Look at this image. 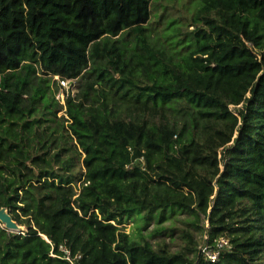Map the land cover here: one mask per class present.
<instances>
[{"label":"trees","instance_id":"1","mask_svg":"<svg viewBox=\"0 0 264 264\" xmlns=\"http://www.w3.org/2000/svg\"><path fill=\"white\" fill-rule=\"evenodd\" d=\"M1 207L0 264H264V0H0Z\"/></svg>","mask_w":264,"mask_h":264},{"label":"built area","instance_id":"2","mask_svg":"<svg viewBox=\"0 0 264 264\" xmlns=\"http://www.w3.org/2000/svg\"><path fill=\"white\" fill-rule=\"evenodd\" d=\"M59 80L61 87H67L70 83V80L55 76ZM56 98L61 102L65 103L66 95L64 92H56ZM204 238L207 239L208 235H204ZM231 248L230 240L227 237H219L213 241L212 244L202 243L199 246L200 252L203 257L211 263L217 262L220 258L222 252L229 250Z\"/></svg>","mask_w":264,"mask_h":264},{"label":"rangeland","instance_id":"3","mask_svg":"<svg viewBox=\"0 0 264 264\" xmlns=\"http://www.w3.org/2000/svg\"><path fill=\"white\" fill-rule=\"evenodd\" d=\"M56 79V77H55ZM55 92H64L65 95H67L68 93H71L72 95H74L77 90H78V80L75 79L73 81H70L69 85L67 87H61L60 85V82L59 80H57V82H55L54 86H53ZM63 113L62 111L60 112V114ZM181 220H178V221H174L173 220H165L163 222L164 225H170V224H176L178 227L180 228H186V224L184 222H181L182 221V218H184L185 216L184 215H181L179 216ZM4 226V225H2ZM122 226H124L123 228H125V231L127 232H131L133 233L134 235H136V232H137V224L134 222V219L133 218H129L126 223L122 224ZM155 226H158L156 222H153L150 226H149V230L152 229L153 227ZM148 229L147 230H144L143 232L144 233H147ZM137 236V235H136Z\"/></svg>","mask_w":264,"mask_h":264},{"label":"water","instance_id":"4","mask_svg":"<svg viewBox=\"0 0 264 264\" xmlns=\"http://www.w3.org/2000/svg\"><path fill=\"white\" fill-rule=\"evenodd\" d=\"M0 223L10 231L23 232L24 226L19 225L11 216L7 207L0 208Z\"/></svg>","mask_w":264,"mask_h":264}]
</instances>
